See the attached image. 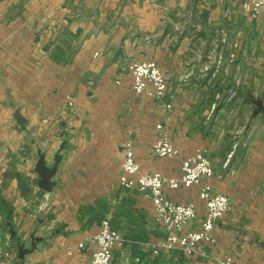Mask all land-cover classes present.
Returning <instances> with one entry per match:
<instances>
[{
    "label": "crops",
    "instance_id": "obj_1",
    "mask_svg": "<svg viewBox=\"0 0 264 264\" xmlns=\"http://www.w3.org/2000/svg\"><path fill=\"white\" fill-rule=\"evenodd\" d=\"M243 1L0 0V228L37 246L12 264H91L104 219L125 239L111 264H212L225 255L264 264V11L255 18ZM222 30L226 64L237 55L228 72L217 65ZM142 59L169 79L161 101L132 88L127 66ZM159 124L176 158L153 154ZM128 142L143 173L168 178H181L198 151L211 158L215 175L203 183L231 210L216 244H203L206 256L152 252L166 232L151 198L121 185ZM41 155L49 168L61 159L52 192L38 186ZM44 193L40 213L33 203ZM166 193L195 206L189 229H199L200 186Z\"/></svg>",
    "mask_w": 264,
    "mask_h": 264
},
{
    "label": "built area",
    "instance_id": "obj_2",
    "mask_svg": "<svg viewBox=\"0 0 264 264\" xmlns=\"http://www.w3.org/2000/svg\"><path fill=\"white\" fill-rule=\"evenodd\" d=\"M242 7L245 12L258 18L263 14L264 0H244ZM219 41L223 44V49L221 48L218 54L217 65L224 66L228 72L237 55L235 52L229 53L226 64L225 46L228 44V39L224 30L221 31ZM127 72L133 80L132 88L136 94H145L156 101L165 98L169 79L156 62L147 59L132 60L127 66ZM120 81L117 83L119 84ZM167 108L170 109L171 105ZM74 109V101L68 97L66 110L73 114ZM44 122L46 123L47 120ZM157 132L153 154L158 158H176L179 151L173 145L165 126L157 125ZM123 155L121 185L127 189L137 185L142 193L151 198L155 221L166 232L165 238L151 247L152 252L155 255L179 252L189 257L206 256L203 244H216L215 228L231 210V202L226 195L215 193L211 184L203 183L204 179L213 178L215 175V168L208 154L205 151H198L194 156L184 160L179 179L168 178L161 173H143L132 142L123 146ZM180 186L185 188L200 186V198L205 203V216L197 230L189 229L197 219L195 206L176 203L167 196L166 187L178 189ZM40 200L42 201L40 210L43 211L48 207V194L35 197V201ZM92 242L96 249L91 264H111L114 249L122 246L125 239L122 233L112 228L109 219H104L99 233L94 236ZM16 259L17 252L11 242L10 234L0 228V264H12ZM212 264H236V261L233 256L225 255Z\"/></svg>",
    "mask_w": 264,
    "mask_h": 264
},
{
    "label": "water",
    "instance_id": "obj_3",
    "mask_svg": "<svg viewBox=\"0 0 264 264\" xmlns=\"http://www.w3.org/2000/svg\"><path fill=\"white\" fill-rule=\"evenodd\" d=\"M119 56H121L123 58V53L120 50L117 54V57H119ZM16 118H17V122L19 124L25 123V120H23L19 115H16ZM60 160H61L60 157H57L53 168H49L46 164L45 156L44 155L40 156V160L37 164L36 171L40 176V181L38 183V186L41 190H43L45 192H52V190L55 186V182L52 181V179L57 174V169H58V165L60 163ZM9 232H10L11 237L15 236L13 229H11ZM35 249H36V243L35 242L33 243L31 249H26L24 247H20L19 248V258L21 260H24L25 257L28 254H31L33 251H35Z\"/></svg>",
    "mask_w": 264,
    "mask_h": 264
},
{
    "label": "rangeland",
    "instance_id": "obj_4",
    "mask_svg": "<svg viewBox=\"0 0 264 264\" xmlns=\"http://www.w3.org/2000/svg\"><path fill=\"white\" fill-rule=\"evenodd\" d=\"M41 203H42L41 200H40V201H35V203H33V205L36 206V209L38 208V211H39L40 213L44 211V210H43V211L40 210ZM46 209H48V207H47ZM46 209H45V210H46ZM4 230L10 234V232H9L10 230H9L8 228H4ZM10 236H11V235H10ZM11 242L15 245L16 252H17V258H18V257H19V248H20V247H24V248H26V249H31L33 243L36 242V241H35L34 237H33L32 241H31V238H30V239L28 238V240L25 241V242H21V241H19V240H18V241H15V240L13 239V237H11ZM36 249H37V246H36ZM36 249H35V251H36ZM35 251H33L31 254H28L27 256L32 255ZM27 256H26V257H27ZM26 257H25V258H26Z\"/></svg>",
    "mask_w": 264,
    "mask_h": 264
}]
</instances>
